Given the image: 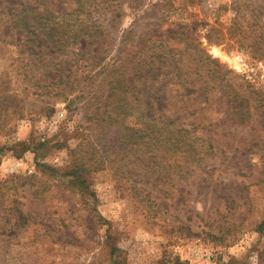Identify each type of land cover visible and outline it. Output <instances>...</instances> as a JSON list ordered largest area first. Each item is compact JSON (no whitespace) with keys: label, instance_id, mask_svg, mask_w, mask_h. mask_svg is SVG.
<instances>
[{"label":"rangeland","instance_id":"374dc122","mask_svg":"<svg viewBox=\"0 0 264 264\" xmlns=\"http://www.w3.org/2000/svg\"><path fill=\"white\" fill-rule=\"evenodd\" d=\"M80 2L0 0V264H264V0Z\"/></svg>","mask_w":264,"mask_h":264},{"label":"trees","instance_id":"16d2710c","mask_svg":"<svg viewBox=\"0 0 264 264\" xmlns=\"http://www.w3.org/2000/svg\"><path fill=\"white\" fill-rule=\"evenodd\" d=\"M87 1V0H85ZM89 1V0H88ZM116 0H91L92 4L96 3V4H102V5H111L112 2H115ZM83 2H80L79 0V6L76 7V9L72 10L71 12H65L62 14H55L54 13H47V11L44 13L39 12L38 9H31L29 7L26 8V10L28 11V16L29 18H34L31 17V14H35L37 16L40 17H44L45 21L47 22L49 19L54 18L57 19L58 17L61 18H65L68 17L72 14H78L79 12H81V10L83 9ZM25 6V5H22ZM26 7V6H25ZM48 14V15H46ZM34 20V19H31ZM43 25L45 26H41L38 28L39 33H41L43 36H48L50 35V32L52 31L51 28H48L47 24L44 22ZM22 31H25L27 34H30L32 36V38H34V33L32 31L33 26H31L29 24V21L26 19L25 23L23 24V26H20ZM47 29V30H46ZM66 31H63V34ZM80 30L79 29H75L73 30V32L71 34H68L66 37H72L73 39H75L78 35H79ZM61 32V35H63ZM61 38V37H60ZM66 40V39H65ZM63 41L65 45L66 41ZM73 41L68 42L72 43ZM158 54V53H157ZM162 55L158 54L155 55V57L157 58L158 61L162 60L161 58ZM150 62H152L153 60H149ZM140 61H138L139 63ZM245 108L244 105V101L241 99L238 107L234 110L235 114L240 115V117H242V111ZM264 111V109H263ZM240 121H244V118L239 119ZM144 121L145 123H147L149 126L152 127V130L155 131L156 127H155V118H151L149 116H145L144 117ZM162 124H164V126H169V125H174V123L171 120H162L161 122ZM162 126V127H164ZM174 133H175V138L172 142V146L171 147H167V145L171 142H167V141H162L159 140L158 141V146L156 145V142H151L148 144L147 146V152H153L154 149L156 152H167L169 151V149L177 150L179 152V157L181 159H183V161H187V162H193V161H201L202 159H204L205 157L211 156L213 155V146L212 144L203 138H199L197 136L194 135H190L191 132H189L187 129L180 127V128H176V126H174ZM42 145V144H41ZM177 152V154H178ZM78 173V169L74 168L71 172L68 173V175H72L76 178V175ZM255 230L259 231V232H264V217L256 224L255 226ZM174 264H181L177 259H175Z\"/></svg>","mask_w":264,"mask_h":264},{"label":"built area","instance_id":"2783aa9c","mask_svg":"<svg viewBox=\"0 0 264 264\" xmlns=\"http://www.w3.org/2000/svg\"><path fill=\"white\" fill-rule=\"evenodd\" d=\"M208 257H209V256H208V255H206V258H207V259H208Z\"/></svg>","mask_w":264,"mask_h":264}]
</instances>
